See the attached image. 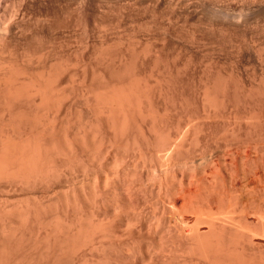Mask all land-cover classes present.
I'll return each mask as SVG.
<instances>
[{
  "label": "bare ground",
  "instance_id": "1",
  "mask_svg": "<svg viewBox=\"0 0 264 264\" xmlns=\"http://www.w3.org/2000/svg\"><path fill=\"white\" fill-rule=\"evenodd\" d=\"M91 1L72 0L73 6L70 0L72 7H67L71 9L68 15L64 13L59 17L61 13H55L53 15L58 16L52 17L55 20L49 18L47 24L43 23L49 20L45 17L46 20L32 29L20 30V35L10 28L11 22L6 28L2 24L12 41L18 46L20 43L23 48H19L24 51L31 46L33 51H43L45 43L57 40L66 28L75 38L77 27L87 29L94 21L97 35L90 37L91 40L70 39L64 69L57 63H49L47 55L42 58L41 71L35 73L30 66L17 68L19 71L14 64L0 66V189L22 192V198H13L14 201L8 200L7 193L0 194L5 197L4 201L0 199V264H264V248L253 241L254 236L264 239V120L259 119L264 115V80L256 86L245 85L241 80L243 83L237 82L239 76L235 77L236 81L234 70L225 74L217 69L212 48L215 35L210 32L215 27L222 29L221 32L229 31L225 18L233 14L230 18L236 20L243 10L235 16L234 11L230 12L217 0H139V3L134 0L150 8L151 14L144 10L146 7L141 9L152 19L146 22L147 16L142 18L135 13L134 10L140 9L136 4L131 7L133 12L128 13V8V18L135 13L141 20L145 19L143 33L146 23L155 30L151 32L148 28L139 38L138 29V41L135 35L136 39L130 37L131 40L114 45L107 41L109 38L99 41L97 12L94 8L93 14L91 10L87 12ZM255 2L257 7H254L264 9V0ZM160 6L165 11L164 14L160 11V16H164L159 20ZM188 10L194 15L203 11L212 20L199 15L206 23L203 25L200 21L203 29L198 26L200 18L194 19L199 23L191 27L188 20L193 18V13ZM135 17L130 21H135ZM180 21L191 28L183 27ZM4 30L0 38L8 36ZM7 39L0 44H5ZM6 44V48L11 46ZM16 44L12 45L16 47ZM13 46L6 50L15 49ZM1 49V52L6 51ZM199 58L206 64L204 67L203 63L201 71L192 64ZM148 73L154 74L156 83L153 80L154 84L149 83L148 78H153ZM62 75L68 78H65L69 82L67 89H64L66 85L59 86L57 79ZM182 80L194 87L197 84L195 88H198L197 93L201 92V97L195 98H201L202 115L210 121L222 122L225 131L223 129L220 141L196 143L199 155L188 156L189 159L182 157L185 159L180 162L183 145L193 138L199 125L192 123L193 117L182 118L183 121L176 115L177 121L170 117L177 122L175 126L167 117L172 115L168 108L182 111L189 103ZM197 100H194L195 105L199 104ZM177 110H173L175 114ZM230 118L232 121L227 120ZM167 121L173 128H169L172 126H168ZM166 125L169 129L164 131ZM160 133L165 137L158 143ZM155 137L156 141H152ZM197 140L194 142H200ZM152 142L158 146L150 147ZM127 149L136 151L138 155L133 154L139 156L136 160L143 161V165L146 162L150 171L152 169L147 175L154 179L148 177L150 182L156 183L154 187L137 183L147 186L148 205L145 201L144 209L134 205L132 175L117 171L115 176L110 175L111 168L104 166L110 154L116 153L115 158L112 155L114 160L109 157L113 166L116 156ZM89 155L92 156L91 168L84 163V156ZM181 165L184 170L188 166L189 171H196V166L202 165L201 182L195 184L196 180H192L194 185L185 187L182 178L178 180L176 174L173 176L176 172L173 173V168L181 169ZM123 170L129 174L128 170ZM160 170L166 173L164 178L159 176ZM79 172L82 181L78 180L81 179ZM112 175L114 179L110 178ZM102 179L106 188L100 187ZM88 203H92L93 210H87ZM140 210H144L143 217ZM248 215H252L255 222L249 220ZM132 226L137 228L136 232ZM145 238H149L150 245H144ZM179 252L185 254L184 263L178 260L177 255H182Z\"/></svg>",
  "mask_w": 264,
  "mask_h": 264
},
{
  "label": "rangeland",
  "instance_id": "2",
  "mask_svg": "<svg viewBox=\"0 0 264 264\" xmlns=\"http://www.w3.org/2000/svg\"><path fill=\"white\" fill-rule=\"evenodd\" d=\"M12 1L13 0H0V26H2V24H3V26H5V28H6V26H10V22H11V26L14 24V27H18V28H13V26L11 27L10 26V28H12V30L13 31H17L18 33H15V34H19V32H21L20 30H22L23 32L25 31H28L29 30V28L30 29H32L34 26H35V24H40L41 22H42V20L43 19H45V17L46 18H50L51 20H55V19H52V17L54 18V16H58V15H53V14H59V12L61 13L60 15H59V17L61 16V15H63L64 13L65 14H67L68 15V11H70L71 9H68L67 10V7L69 6L70 8L72 7L71 6V4H72V0H71V4L69 3V1L70 0H14L13 1V3H12ZM74 1H76V0H74ZM91 1V0H90ZM99 1V2H98ZM117 1V2H116ZM136 1H138V3H139V0H136ZM136 1H132V0H92L91 2L92 3H90V4H88V7H86V8H88L89 10H87V12L88 11H90L91 10V12L90 13H92L93 11V9L92 8H94V11H96L97 12V14H98V11H99V14H98V16H97V14H96V12H95V14H96V16L95 17H99V21L101 22V20H103V22H99V41H103V40H107L108 38L110 39H108L107 41L109 42L110 41V44L112 43V44H116V43H119V44H121L123 41L125 42L127 39H130V37H133V36H135L136 35V33H137V31H138V29L140 30L139 32H141L140 34H139V38H140V36L141 35H143L144 33H146V31H147V29L148 28H151L150 27V24L149 23H146L147 24V29H144V33L142 32V30H143V28H145V19H143V20H141V18H139L138 16H137V14L139 15V16H141L142 18L144 17V16H147L149 13L151 14V12H149V10H150V8H148L147 9V6H145L144 5V7L142 6V4H138ZM255 1H257V0H253V2H252V0H248V2H247V0H217V3L219 4V2H220V4H222V5H224L225 7H227L228 9H229V11L231 12H233V13H236V14H234L235 16H237L238 15V13L237 12H239V10H243L242 12H243V14H242V16L240 17L239 15L237 16L238 18L236 19V17L234 16V18L238 21H241V22H237L236 20H231V18L230 17H233L232 15L230 16V17H228V18H225V20H224V22L225 21H227V23H228V29H229V31L227 32L226 30H223V32H221L222 31V29H217V27H215L214 29L213 28H211V29H213L212 31H210L211 32V34L212 35H215V37H213L214 38V40H213V43H212V48H213V54H214V56L217 58V59H215L216 60V63H214L215 64V67L217 68V69H221V70H223V72H225V74L226 73H229L230 71H232V70H234L233 72V75H235L234 76V78L237 76V78H238V76H239V80L238 79H236V81L237 82H239L240 80L241 81H243L244 82V84L245 85H250L251 83L254 85V86H256L257 84H259L261 81H263L264 80V9H257L256 7V5H257V2H255ZM20 2V3H19ZM23 2V3H22ZM107 2H109V3H107ZM128 2H129V4H128ZM136 2V3H135ZM226 2V3H225ZM252 2V3H251ZM10 3H12V4H10ZM17 3V4H16ZM22 3V4H21ZM103 3V4H102ZM122 3V4H121ZM124 3V4H123ZM132 3H134V4H132ZM247 3V4H246ZM20 4V5H19ZM73 4L75 5V3L73 2ZM72 4V5H73ZM130 4H132V6H130L129 7V5ZM139 5L138 7H140V9H136V8H134V9H136V10H134L135 11V13H137L136 15H135V13H132V14H134L133 16L135 17H138V19L135 17V19L136 20H139V22H135L133 19H132V21H134V22H132V21H130V19L131 18H133V16H132V14H131V16L132 17H130L129 16V18H128V14H127V11H128V8H129V11H128V13H130V11H132L131 9H133V8H131V7H134V5ZM256 4V5H255ZM12 5V6H11ZM73 5V6H74ZM98 5H99V7H98ZM108 5V6H107ZM253 5V6H252ZM15 6V7H14ZM20 6V7H19ZM137 6H135V7H137ZM254 6H256V7H254ZM16 7H18V8H16ZM68 7V8H69ZM98 7V8H97ZM146 7V9H144ZM232 7V8H231ZM254 7V8H253ZM14 8V9H13ZM141 8H143L145 11H147V12H149V13H147V15L145 14V11H143V9H141ZM160 8V9H159ZM158 8V11H157V13H154V15L155 14H157V16L159 15V20L161 19V18H163V17H161L163 14H164V12L163 11H165V9H164V7H159ZM256 8V9H255ZM97 9H99V10H97ZM113 9V10H112ZM118 9V10H117ZM253 9V10H252ZM9 10V11H8ZM16 10V11H15ZM156 10V9H155ZM162 10V11H161ZM256 10H258V11H256ZM261 10V11H260ZM14 11V12H13ZM118 11V12H117ZM160 11H161V13H163V14H161V16H160ZM188 11H190V13H193V15H194V12H191V10H188ZM187 11V12H188ZM198 11H200V10H198ZM197 11V12H198ZM236 11V12H235ZM248 11V12H247ZM251 11H252V13H251ZM254 11V12H253ZM256 11V12H255ZM13 12V13H12ZM18 12V13H17ZM21 12H23V15H22V13ZM68 12V13H67ZM109 12V13H108ZM133 12V11H132ZM142 12V13H141ZM154 12H156V11H154ZM196 12V13H197ZM250 12V13H249ZM12 13V14H11ZM21 13V14H20ZM89 13V12H88ZM94 13V12H93ZM92 13V14H93ZM104 13V14H103ZM115 13V15H113ZM189 13V12H188ZM187 14V15H189V16H191V14ZM201 13V14H200ZM200 13L197 15V14H195L194 16L192 15V19H193V21H192V19H190V17H189V19L191 20H188V22H189V24L188 25H191V27H195V26H197V24L201 21L202 23H203V19L202 18H208L207 16H205L206 14L205 13H203V11H200ZM248 15H247V14ZM6 14H8V15H6ZM15 14H17V15H15ZM64 14V15H65ZM94 14V15H95ZM106 14V15H105ZM119 14V15H118ZM205 14V15H204ZM14 15V16H13ZM53 15V16H52ZM130 15V14H129ZM196 15H197V17H196ZM201 15H203L204 17H200ZM8 16V17H7ZM35 16V17H34ZM117 16V17H116ZM120 16H122V17H120ZM156 15H155V17H157ZM164 16V15H163ZM199 16V17H198ZM259 16V17H258ZM2 17V18H1ZM103 17V18H102ZM105 17H108V18H105ZM148 17V16H147ZM151 17V15H149V17L146 19L147 21L146 22H148L149 20V18ZM244 17V18H243ZM14 18V19H13ZM58 18V17H57ZM116 18V19H115ZM127 20H126V19ZM146 18V17H145ZM198 18H200L199 20H198ZM234 18H232V19H234ZM241 20H240V19ZM13 19V20H12ZM24 19H25V21H24ZM35 19V20H34ZM50 19L49 20H46V21H43V23L44 22H46L45 24H47V22L49 21L50 22ZM97 19V18H96ZM95 19V20H96ZM120 19V20H119ZM124 19V20H123ZM151 19H152V17H151ZM194 19L195 20H198V21H194ZM208 19H211V18H208ZM207 19V20H208ZM226 19H228V20H226ZM39 20V21H38ZM141 20V21H140ZM212 20V19H211ZM211 20H209V21H211ZM213 20H215L216 21V19L215 18H213ZM3 21V22H2ZM16 21V22H15ZM34 21H36V22H34ZM117 21V22H116ZM119 21V22H118ZM125 21V22H124ZM144 21V22H143ZM208 21V22H209ZM229 21V22H228ZM5 22H7L6 24H5ZM95 22V21H94ZM94 22L87 28V29H79L80 27H77L76 28V31L75 32H77L76 34H75V41H76V39H77V41H79V39H80V41L82 40V39H85V40H88L90 37H91V39L93 38V37H95V35H97L96 34V23H95V25H94ZM110 22H111V25H109L110 24ZM114 22H115V24H114ZM122 22V23H121ZM187 22V23H188ZM191 22V23H190ZM199 23V27L200 28H202V25H200V24H202V23ZM206 22V21H205ZM231 22V23H230ZM9 23V24H8ZM226 23V22H225ZM226 23V24H227ZM239 25H238V24ZM179 24H181L183 27H188L187 29H189V28H191L190 26H188V25H186V24H182V22L180 21L179 22ZM204 24H206V23H203V25ZM248 24V25H247ZM255 24V25H254ZM101 25V26H100ZM105 25V26H104ZM107 25V26H106ZM115 25V26H114ZM136 25V26H135ZM138 25H140V26H138ZM148 25H149V27H148ZM181 25H178V26H181ZM184 25H186V26H184ZM261 25V26H260ZM2 26V29L4 30V27ZM23 26V27H22ZM206 26V25H205ZM32 27V28H31ZM198 27V28H199ZM204 27V26H203ZM242 27V28H241ZM255 27V28H254ZM7 28H9V27H7ZM91 28V29H90ZM120 28V29H119ZM184 28V29H185ZM200 28H199V30H200ZM15 29V30H14ZM67 29V28H66ZM66 29H63L62 30V33L59 35V38L57 39V40H55V41H47L46 39H45V41H47L46 43H45V48H44V50L43 51H38V50H35V51H33V49H31L33 46H31V47H29V49L28 50H26V51H24L23 49H20L21 47H22V45H20V43H19V46L16 44L17 42L15 41H12V38H10L9 37V35H10V33H9V35L7 34L9 31H7V29H5L7 32H5V34H6V36L8 37V39H7V37L5 38L4 36H3V38L4 39H7L8 41L6 42V40L4 41V42H6V43H9V45H11V46H9L8 48H6V45H8V44H0V46L2 45V51L5 49H9V48H11L13 45L12 44H16L15 46L16 47H14L15 49H10V50H4L5 52H1V54H0V60H2L3 58L5 59L6 57V59H5V63H4V59L2 60V62L0 63V66L1 65H4V66H8V64L10 65H12V64H14V66L13 67H16V71L18 70L17 68H22V67H26V68H29V66H30V70L31 71H34V73L37 71V72H39V71H41V64H42V62L44 61L43 59H44V56H46V57H48L49 58V63H54V65H56V63L57 64H59V65H61L60 67H62L63 69L65 68V65L64 64H66V59H67V54H68V44L70 43V39H73L70 35H71V33L69 32L70 30H66ZM136 29V30H135ZM203 29V28H202ZM201 29V30H202ZM210 29V30H211ZM241 29V30H240ZM2 30V31H3ZM4 30V31H5ZM65 30V31H64ZM80 30V31H79ZM107 30H109V31H107ZM113 30V31H112ZM132 30V31H131ZM150 30V29H149ZM152 30H155V29H152L151 28V32H152ZM221 30V31H220ZM246 30V31H245ZM250 30V31H249ZM1 30H0V32L1 33H3L4 34V32H2ZM82 31V32H81ZM86 31V32H85ZM90 32V34H89V32ZM105 31V32H104ZM227 33V35L229 34V37L226 35V34H223V33H225V32ZM233 31V32H232ZM66 32V33H65ZM69 32V33H68ZM94 32V33H93ZM104 32V33H103ZM148 32V31H147ZM154 32V31H153ZM236 32V33H235ZM80 34V36H78L79 34ZM81 33H82V35H81ZM84 33V34H83ZM87 33V34H86ZM93 33V34H92ZM101 33V34H100ZM107 33V34H106ZM114 33L116 34V35H114ZM119 33V34H118ZM124 33V34H123ZM126 33V34H125ZM155 33V32H154ZM215 33V34H214ZM232 33V34H231ZM64 34H65V36H64ZM69 34V35H68ZM78 34V35H77ZM128 34V35H127ZM137 34V35H138ZM2 35V34H1ZM20 35V34H19ZM62 35V36H61ZM67 35V36H66ZM91 35V36H90ZM105 35V36H104ZM132 35V36H131ZM137 35L135 36V37H137ZM61 36V37H60ZM69 36V37H68ZM86 36V37H85ZM108 36V37H107ZM110 36V37H109ZM218 36V37H217ZM224 36V37H223ZM19 37V36H18ZM65 37V39H63V38ZM81 37V38H80ZM101 37V38H100ZM105 37V38H104ZM124 37V38H123ZM135 37H133V38H131V39H136ZM220 37V38H219ZM2 38V37H1ZM0 38V39H1ZM2 38V42H3V39ZM88 38V39H87ZM138 37H137V41H138V39H139ZM223 38V39H222ZM240 38V39H239ZM11 39V40H10ZM59 39H61V40H59ZM91 39H89V40H91ZM125 39V40H124ZM130 39V40H131ZM254 39V40H253ZM59 40V41H58ZM63 40V41H62ZM123 40V41H122ZM129 40V41H130ZM135 40V41H136ZM1 41H0V43H1ZM112 41V42H111ZM133 42H135L134 40H132ZM223 43H222V42ZM252 41V42H251ZM258 41V42H257ZM14 42V43H13ZM54 42V43H53ZM123 42V43H124ZM230 42H231V44H230ZM56 43H58V44H56ZM60 43V44H59ZM243 43V44H242ZM252 43V44H251ZM48 44V45H47ZM217 44V45H216ZM229 44V45H228ZM234 44V45H233ZM256 44V45H255ZM51 45V46H50ZM118 45V44H117ZM244 45V46H243ZM3 46H5L4 47V49H3ZM21 46V47H20ZM59 46V47H58ZM218 46V47H217ZM224 46V47H223ZM231 46V47H230ZM258 46V47H257ZM20 47V48H19ZM67 47V48H66ZM217 47V48H216ZM222 47V48H221ZM17 48V49H16ZM23 48V47H22ZM60 48V49H59ZM231 48V49H230ZM237 48V49H236ZM220 51H219V50ZM20 52H19V51ZM21 50H23V51H21ZM61 50V51H60ZM215 50V51H214ZM228 50V51H227ZM236 50V51H235ZM256 50V51H255ZM45 51V52H44ZM64 51H66V53H64ZM226 51V52H225ZM9 52V53H8ZM10 52H12V53H10ZM21 52H22V54H21ZM33 52V53H32ZM43 52V53H42ZM48 52V53H47ZM51 52H54V53H52L51 54ZM56 52V53H55ZM63 52V53H62ZM237 52V53H236ZM5 53H6V55H5ZM9 55H8V54ZM42 53V54H41ZM58 53V54H57ZM226 53V54H225ZM19 54H21V55H24L23 57L22 56H20ZM27 56H26V55ZM45 54V55H44ZM63 56H62V55ZM235 54V55H234ZM243 54V55H242ZM261 54V55H260ZM35 55H37V56H35V58H33ZM43 55V56H42ZM225 55V56H224ZM238 55H240V56H242V57H237ZM10 56V57H9ZM16 56H18V57H16ZM20 56V57H19ZM29 56V57H28ZM52 56H54V57H52ZM254 56V57H253ZM28 57V58H27ZM31 57H32V59H31ZM45 57V58H46ZM9 58V59H8ZM23 58H25V59H23ZM37 58H38V60H37ZM43 58V59H42ZM53 58V59H52ZM61 58V59H60ZM233 58V59H232ZM257 58V59H256ZM8 59V60H7ZM12 59V60H11ZM15 59V60H14ZM17 59V60H16ZM34 59V60H33ZM223 59V60H222ZM226 59V60H225ZM256 59V60H255ZM261 59V60H260ZM14 60V61H13ZM23 60V61H22ZM40 60V61H39ZM43 60V61H42ZM64 60V61H63ZM222 60V61H221ZM241 60V61H240ZM258 60V61H257ZM260 60V61H259ZM8 61V62H7ZM16 61V62H15ZM53 61V62H52ZM58 61V62H57ZM218 61V62H217ZM10 62V63H9ZM39 62V63H38ZM200 62V63H199ZM3 63V64H2ZM22 63V64H21ZM38 63V64H37ZM48 63V64H49ZM63 63V64H62ZM203 63H204V61H202L200 58L199 59H197V61L196 62H193L192 64H194V66H195V68L197 69V70H199V71H201V69H202V67H203ZM233 63V64H232ZM24 64V65H23ZM32 64V65H31ZM34 64H35V66H34ZM196 64V65H195ZM227 64V65H226ZM246 64V65H245ZM200 65V66H199ZM224 65V66H223ZM20 66V67H19ZM34 66V67H33ZM198 66V67H197ZM206 66V64L204 63V67ZM219 66V67H218ZM180 67H182V66H180ZM201 67V68H200ZM261 68H262V70H261ZM37 69V70H36ZM225 70V71H224ZM19 71V70H18ZM63 71V70H62ZM235 72H237L236 74H235ZM149 74V73H148ZM152 74V73H151ZM149 74L151 77L154 75V74ZM238 74V75H237ZM260 74H262V75H260ZM233 75H232V77H233ZM63 76V77H62ZM61 76V78H58L57 80H58V82H59V86L61 87V88H64L65 87V85H66V87L64 88V89H67V87H68V78H67V76H65V75H62ZM149 76V77H150ZM151 77H150V79H151ZM65 78H67V79H65ZM153 79H151V80H149V78H148V81H149V83H151V81L153 80L154 81V83H156V78L155 77H152ZM154 78H155V80H154ZM233 78V79H234ZM234 79V80H235ZM260 80V81H259ZM23 81H25L26 82V80H23ZM61 81H63V82H61ZM153 81H152V83H153ZM240 81V82H241ZM66 82H67V84H66ZM183 82H185V84L186 85H184V83ZM243 82H241V83H243ZM250 82V83H249ZM255 82V83H254ZM258 82V83H257ZM151 83V84H152ZM153 83V84H154ZM182 83H183V86L185 87L184 88V92H185V95L187 94V97H188V104L187 105H189V106H187V105H185V107H184V109L182 110V111H178L177 110V108H174L175 110H177V112H176V114L174 113L175 111H173L174 109H172L171 107L170 108H168L170 111L172 110V112H170L169 110V112H170V114H172V115H170L169 116V114H168V116L167 117H169L168 119H170V120H172V118H173V120H175L176 119V121H177V119L179 118H183V119H188L187 117H190V119H191V121L194 119V121H192V123L193 124H196V123H198L197 125H198V128H197V126H196V130H198V131H195L194 132V134H193V138H195L194 136H196V140H197V138L199 139V140H197V141H200V142H194V140L195 139H188L187 141L188 142H186V144H184L183 145V150H182V156H179V160L178 161H180L181 162V160L183 161V159H185V158H182V157H186V159H189V157L188 156H197V155H199V154H197V151H198V148L197 147H199L198 145H200L199 143H201V141H210V142H212V141H220V138H221V135H222V131H223V129H224V125H221V124H223L222 122H218V121H214L213 119H211V121H210V118L208 117H206L205 115H202V113H203V109L202 110H200L201 108H203L201 105H200V103H202V101H201V98H199V97H197L199 100H197V98H195L197 95L198 96H200L201 97V95H199L200 93H197L198 92V88L196 89L195 87L197 86V84H196V86L194 87V86H192L191 85V83H187V81L186 80H182ZM187 84H189V85H187ZM150 84H148V86H149ZM190 85H191V87H190ZM187 87H189V88H187ZM194 88V89H193ZM190 90V91H189ZM196 90V91H195ZM192 93H194V95L192 94ZM196 94V95H195ZM193 97H194V99H193ZM193 99V100H192ZM197 100V101H199V104H198V102H196V105H195V101ZM201 101V102H200ZM193 105H194V107H193ZM200 105V106H199ZM186 106H187V108L188 109H186ZM196 106V107H195ZM201 107V108H200ZM192 108V109H191ZM179 109H181V108H179ZM197 110V111H196ZM195 112V113H194ZM202 112V113H201ZM184 113V114H183ZM188 115H187V114ZM173 114H175V115H173ZM181 114V115H180ZM194 114V115H193ZM205 114V113H204ZM178 116V118H177V116ZM186 115V116H185ZM198 117H197V116ZM201 115V116H200ZM172 116V118H170ZM204 118H203V117ZM264 115H262V116H260L259 117V119L261 120L262 119V122H263V120H264V117H263ZM195 117H197L196 118V120H195ZM182 119V120H183ZM232 118H230V119H227V120H230V121H232L231 120ZM172 120V124L173 123H175L174 121ZM182 120H179V121H182ZM201 120V121H200ZM205 120V121H204ZM213 120V121H212ZM169 121V120H168ZM167 121V124H169L168 126H172V127H169V128H173V125L172 124H170L169 122ZM183 121H185V120H183ZM197 121V122H196ZM208 121V122H207ZM210 121V122H209ZM206 124H205V123ZM215 122V123H214ZM217 122V123H216ZM177 123V122H176ZM176 123H175V126H176ZM264 123V122H263ZM209 124V125H208ZM211 124V125H210ZM208 125V126H207ZM214 125V126H213ZM167 126V125H166ZM166 126H165V129H164V131L166 130V129H169L168 128V126H167V128H166ZM203 126V127H202ZM206 126V127H205ZM223 127V128H222ZM201 128V129H200ZM205 128V129H204ZM217 128V129H216ZM218 128H219V130H218ZM163 131V132H164ZM167 131V130H166ZM207 131V132H206ZM217 131H219V133L217 132ZM224 131H225V129H224ZM223 131V132H224ZM197 132V133H196ZM213 132V133H212ZM216 132H217V134H216ZM162 133V132H161ZM160 133V135H158V136H160V137H158V139H157V141H156V138L157 137H155V138H153L152 139V141L154 140V141H156V142H160V141H158V140H163V137H165V135H163V134H161ZM195 133H196V135H195ZM198 133H199V135H198ZM205 133H206V135H205ZM208 133V134H207ZM215 133V134H214ZM220 134V135H219ZM163 135V136H162ZM208 135V136H207ZM211 135V136H210ZM214 135V136H213ZM216 135H218V136H216ZM204 136V137H203ZM213 136V137H212ZM162 137V138H161ZM190 137H192V135H190ZM189 137V138H190ZM200 137V138H199ZM206 137V139H204ZM217 137V138H216ZM211 138V139H210ZM214 140H213V139ZM219 139V140H218ZM190 140V141H189ZM192 141V142H191ZM156 142H152V144L150 143V147H152L153 145L155 146V148H156V146H158V144L156 143ZM153 143H155V144H153ZM189 143V144H188ZM198 145H197V144ZM192 144V145H191ZM154 146H153V148H154ZM150 147H149V149H150ZM184 147H186V149L184 148ZM123 149H125V148H123ZM193 149V150H192ZM121 151H122V149H120ZM128 150V149H127ZM185 150V151H184ZM189 150V151H188ZM192 150V151H191ZM126 150H123V152L121 153H119L120 155H117L116 156V158L118 159H115V161H114V163L115 164H113V166H112V162H110L109 160H111V161H113L114 160V158H115V156H114V154L116 155V153H112V155L114 156V158L112 157V155L110 154V156L113 158V160L112 159H109V157L110 156H108V158L106 159V161L104 162V166H106V167H108L109 169V171H112V173L110 172V175L111 174H113L114 176H115V173H116V171H117V173L118 174H120V173H125V174H127L128 176L129 175H132V177H131V179H133L134 180V183H133V187H135V188H137L136 189V192H135V188H134V193L136 194L137 192V194L135 195L134 194V196H133V198H134V202H136V203H134V205L137 207V208H141V206H142V208H143V206L145 205V201L146 200H148V197L147 196H149L148 195V192H147V190H145V188L147 187V186H145V185H143V187L140 185V186H138V184H140V183H144V184H146V185H150V186H153V184L155 183V182H150L151 180L153 181L154 179H151V176H148L147 174L150 172H152V169H151V171H150V169H149V167L144 163V165H143V161L142 162H139V161H141V160H139V161H137L136 159H139V158H137V157H139V156H134V155H138L137 154V152L135 151V153H134V151H132V152H130L131 150H128V151H126ZM187 151V152H186ZM128 152V153H127ZM189 152V153H188ZM199 152V151H198ZM188 153V154H187ZM117 154H118V152H117ZM122 154H124L125 156L123 157V155ZM134 154V155H133ZM193 154V155H192ZM130 156V157H129ZM132 156V157H131ZM85 157H86V159H85ZM90 157H92L91 155H89V156H84V163H85V165L87 166L88 165V167H90L91 166V164H92V158H90ZM110 157V158H111ZM180 157H181V159H180ZM188 157V158H187ZM123 158V159H122ZM128 158V159H127ZM89 159V160H88ZM126 159V160H125ZM129 159H130V161H129ZM87 160V162H85ZM128 160V161H127ZM131 160H132V162H131ZM135 160H136V162H135ZM122 161V162H121ZM148 161V160H147ZM90 164H89V163ZM126 162V163H125ZM139 162V163H138ZM179 162V163H180ZM108 163V166L106 165V164ZM128 163V164H127ZM142 163V164H141ZM148 163V162H147ZM110 164V165H109ZM118 164V165H117ZM121 164V165H120ZM137 164V165H136ZM149 164V163H148ZM116 167H115V166ZM120 165V166H119ZM126 165H128V166H126ZM110 166V167H109ZM112 166V167H111ZM117 166H118V168H117ZM125 168H124V167ZM142 166V167H141ZM144 166H147L148 167V169H147V167H145L144 168ZM184 165H181V166H179V167H182L181 169L180 168H178V166H176V168L174 169L173 167H175V166H173L172 168H173V173H172V169L170 170V173H171V177H172V174H173V176L175 175L176 176V179L178 178V180L180 179V178H182V179H180L181 180V182H184L183 184H184V186L186 187L187 185H194V182L193 181H195L196 180V182H195V184L196 183H200L201 182V178L203 177V175H202V171H201V169H203L202 167V165H197L196 166V171H194L193 169H190V170H192V171H189L187 168H189L188 166H187V168L184 170V167H183ZM106 167H104V170L105 169H107ZM121 167H123V168H121ZM128 169H127V168ZM91 168V167H90ZM134 168V169H133ZM142 168V169H141ZM178 168V169H177ZM114 169V170H113ZM120 169L121 170V172H118V170ZM123 169H125V170H128L129 171V174H128V172L126 173V172H123L124 170ZM133 169V170H132ZM144 169H146V170H144ZM119 170V171H120ZM123 170V171H122ZM143 170H144V172H143ZM148 170V171H147ZM198 170H200V171H198ZM105 171H107V170H105ZM130 171H132V172H135V173H132V172H130ZM139 171H140V174H138L139 173ZM146 171V172H145ZM181 171V172H180ZM161 172V173H160ZM167 172H169V171H167ZM180 172V173H179ZM184 172V173H183ZM186 172V173H185ZM197 174H195V173ZM80 173V175H81V172H79ZM79 173H77L78 175H79ZM107 173H109V172H107ZM106 173V174H107ZM116 173V174H117ZM143 173V174H142ZM149 173V174H150ZM160 173V174H159ZM159 176L160 177H162V178H164V176L166 175V173L163 171L162 172V170H160L159 171ZM164 173H165V175H164ZM170 173H167V174H169V176L168 177H170ZM192 173V174H191ZM195 175H194V174ZM137 174V177L135 176ZM184 174V175H183ZM78 176V177H81V179L79 178L78 180H83V177H82V175L81 176ZM112 175V176H113ZM134 175V176H133ZM144 175V176H143ZM163 175V176H162ZM187 175V176H186ZM194 175V176H193ZM114 176H113V178L112 177H110L111 179H114ZM140 176V177H139ZM180 176H182V177H180ZM201 176V177H200ZM147 177V178H146ZM151 179H149V178ZM109 178V180H111ZM116 178V177H115ZM138 178H139V180H138ZM174 178V177H173ZM184 178V179H183ZM104 180H105V177L103 178ZM102 179V181L100 182V187L101 188H106L105 187V185L104 184H106L105 182H104V180ZM142 180V181H141ZM144 180L146 181V182H144ZM193 180V181H192ZM141 181V182H140ZM155 181H157L156 179H155ZM193 183H192V182ZM139 182V183H138ZM150 182V183H149ZM189 182H191V183H189ZM102 183V184H101ZM138 183V184H137ZM152 183V184H151ZM134 184H136V185H134ZM155 186H156V183L154 184ZM142 187V189L143 190H141L140 188ZM154 187V186H153ZM4 190V189H3ZM85 190H86V188H85ZM5 191H7V192H5ZM5 191L3 192V191H1V189H0V194L2 195V193H7L8 195H9V197H8V200L10 199L11 201H14V199L15 200H17V199H20V197L22 198V192L20 191V190H18L17 189V191L15 190H11V189H5ZM10 191H12V192H10ZM87 191V190H86ZM98 191H99V187H98ZM141 191V192H140ZM144 191H145V193H144ZM9 192V193H8ZM14 193V194H13ZM141 193V194H140ZM141 196H140V195ZM21 195V196H20ZM4 197V196H3ZM3 197H1L0 196V199H5V197L3 198ZM17 197H19V198H17ZM136 197V198H135ZM14 198V199H13ZM13 199V200H12ZM138 199V200H137ZM140 199V200H139ZM146 199V200H145ZM1 200V201H2ZM9 200V201H10ZM4 201V200H3ZM142 203V204H141ZM178 203L180 204L181 203V200H178ZM89 205H87V207H89L90 206V208H88L87 210H93L94 209V207H91V205H92V203H88ZM148 205V201H146V206ZM93 206V205H92ZM144 209V208H143ZM149 209V208H148ZM142 210V209H141ZM140 210V211H141ZM143 212H144V210H143ZM142 211H141V213H142V215H141V217H143V214H145V213H143ZM252 215H248V217H249V220H251V221H253V222H255L254 220H255V218L254 217H251ZM254 219V220H253ZM139 225V224H138ZM133 227V228H132ZM131 228H132V230L133 231H137V228L136 229H134V226H132ZM202 229H204V228H202ZM127 231V230H126ZM144 240H146L145 241V243L146 244H144V245H150L149 243L151 242H149V238L147 239V238H145ZM253 241H254V243H256V244H259L260 246H262L263 248H264V239L262 240V239H258V237L257 236H254L253 237ZM149 242V243H148ZM264 252V251H263ZM180 253V252H179ZM180 254H182V255H177V257H178V260L179 261H182V263H184L185 261V254L184 253H180ZM183 257V258H182ZM174 261V260H173ZM168 264V263H167Z\"/></svg>",
  "mask_w": 264,
  "mask_h": 264
}]
</instances>
